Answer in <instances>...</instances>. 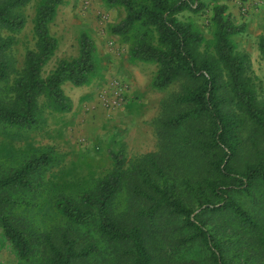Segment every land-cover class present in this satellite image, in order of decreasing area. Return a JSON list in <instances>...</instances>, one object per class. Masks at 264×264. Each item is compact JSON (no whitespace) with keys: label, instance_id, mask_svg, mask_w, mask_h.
<instances>
[{"label":"trees","instance_id":"1","mask_svg":"<svg viewBox=\"0 0 264 264\" xmlns=\"http://www.w3.org/2000/svg\"><path fill=\"white\" fill-rule=\"evenodd\" d=\"M64 0H44L33 19L34 47L17 68L10 51L26 26L20 10L31 0H0V123L30 128L38 100L66 112L62 86L81 87L96 73L94 47L82 35L77 57L44 68L57 48L49 24ZM124 18L110 28L129 45L133 60L153 63V86L180 81L162 122L168 134L189 131L161 154L145 155L128 180L129 208L118 213L126 185L124 158L112 152L113 169L77 198L58 196L55 213L66 228L33 232L16 214L37 205L15 193L37 194L48 154L30 158L0 176V233L20 264H197L185 253H205L206 264H264V95L250 56L232 37L243 31L224 5L215 6L211 40L184 12H198L203 0H105ZM195 6V7H194ZM258 51L264 64V35ZM247 132L252 158L237 162ZM198 211V212H196ZM86 230V231H82ZM160 247V248H159ZM173 257L172 263L169 258Z\"/></svg>","mask_w":264,"mask_h":264},{"label":"rangeland","instance_id":"2","mask_svg":"<svg viewBox=\"0 0 264 264\" xmlns=\"http://www.w3.org/2000/svg\"><path fill=\"white\" fill-rule=\"evenodd\" d=\"M44 0H31L20 12L26 18L25 28L15 36L10 51L18 67L26 51L33 49V19ZM198 12H184L183 21L192 22L207 40H211L212 10L224 5L235 25L243 31L232 37L236 48L249 54L252 69L261 81L264 95V64L258 51V41L264 35V0H203ZM195 7V6H194ZM125 16L120 7L108 6L105 0H64L58 6L49 32L57 48L44 68L52 70L60 60L78 56L80 37L84 34L94 47L96 73L89 83L75 87L62 86L69 99L66 112L50 109L40 98L36 125L24 128L7 127L0 123V176L7 175L20 164L41 154L51 157L50 165L39 175L42 187L37 194L15 193L16 197L37 205L34 210L17 211L19 219L33 232L66 228L67 222L53 209L58 196L77 198L96 180L113 169L112 152H120L126 169V185L118 196V213L129 208L128 180L132 167L148 154H161L172 142L171 149L189 126L165 132L161 122L175 109L171 103L181 90V83L158 90L153 86L157 70L153 63L133 60L129 45L110 28ZM5 95L0 90V99ZM237 162L251 160L252 152L247 132L242 134ZM198 212V211H196ZM86 231V230H82ZM160 248V247H159ZM182 261L195 260L206 264L205 253L194 250L182 255ZM169 260L174 261L171 257ZM0 264H20L0 233Z\"/></svg>","mask_w":264,"mask_h":264}]
</instances>
